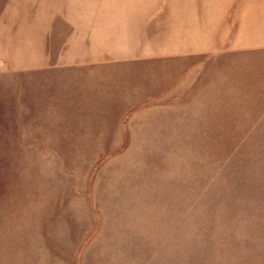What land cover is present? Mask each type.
<instances>
[{
    "label": "rangeland",
    "instance_id": "1",
    "mask_svg": "<svg viewBox=\"0 0 264 264\" xmlns=\"http://www.w3.org/2000/svg\"><path fill=\"white\" fill-rule=\"evenodd\" d=\"M163 1L100 107L63 70L0 75V264H264V105L243 97L264 49L195 54Z\"/></svg>",
    "mask_w": 264,
    "mask_h": 264
},
{
    "label": "crops",
    "instance_id": "2",
    "mask_svg": "<svg viewBox=\"0 0 264 264\" xmlns=\"http://www.w3.org/2000/svg\"><path fill=\"white\" fill-rule=\"evenodd\" d=\"M163 2L166 33H205V41L185 48L195 54L264 49V0ZM150 27V0H0V75L63 70L90 91L79 96L98 98L100 107L102 74L116 78L119 62L149 58ZM213 34L238 36L213 41ZM257 61L264 63V56ZM260 75L245 81L253 93L243 97L261 99L254 105H264Z\"/></svg>",
    "mask_w": 264,
    "mask_h": 264
}]
</instances>
